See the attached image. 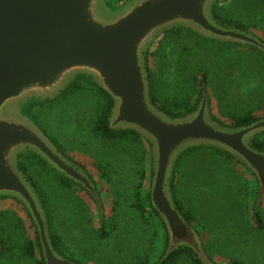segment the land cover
I'll return each instance as SVG.
<instances>
[{
    "label": "water",
    "instance_id": "1",
    "mask_svg": "<svg viewBox=\"0 0 264 264\" xmlns=\"http://www.w3.org/2000/svg\"><path fill=\"white\" fill-rule=\"evenodd\" d=\"M218 0H130L118 10L106 0H0V199L20 202L36 225L47 264H80L53 246L42 198L20 169L21 156L35 153L93 197L104 218L92 177L65 156L29 114L33 103L54 100L78 75L91 77L113 99L109 125L135 130L152 150L153 207L170 236L168 253L191 248L205 264L204 244L178 209L173 181L189 149L213 147L229 153L257 178L255 211L264 201V151L252 139L264 133V118L231 127L217 121L204 83L192 112L171 117L152 101L147 53L165 31L186 27L208 39L253 46L264 41L251 32L221 24Z\"/></svg>",
    "mask_w": 264,
    "mask_h": 264
},
{
    "label": "rangeland",
    "instance_id": "2",
    "mask_svg": "<svg viewBox=\"0 0 264 264\" xmlns=\"http://www.w3.org/2000/svg\"><path fill=\"white\" fill-rule=\"evenodd\" d=\"M123 5L120 1L116 10ZM220 7L222 16L251 26V33L264 40V0H221ZM163 42L166 47H162L151 65L157 97L193 100L195 86L188 80L204 69L208 73L205 85L215 118L226 124L231 123L233 115L247 112L264 118V52L248 49L247 45H243L246 48L227 47L205 42L189 33L173 36L163 33L153 41L149 51H157ZM199 78L201 80L202 76ZM200 80L196 90L201 86L204 89ZM105 105V96L90 87L52 105L37 107L34 112L39 114L45 129L60 142L67 156L93 178L103 201L105 217L114 213L122 227L113 231L102 244L98 239L102 212L90 193L80 186L65 192L69 197L65 198L64 204L50 205L51 212L57 229L61 228L65 235L75 234L70 243L73 249L79 253L86 249L92 252L88 264H134L132 249L140 239V230L134 233L129 230L131 211L126 201L120 200L116 212L113 203L119 198V189L134 186L141 180L143 171L146 175L144 188H151L152 150L148 143L145 153L138 143L130 150L125 148V143L116 145L98 133L97 120ZM260 138L263 140L264 134ZM115 156L114 164L117 165L111 167L118 171L111 175L116 183L105 180L97 168L103 157ZM178 163L179 171L174 176L177 197L199 231L205 260L213 264H233L234 259H243L248 264H264V228L259 227L255 217L257 178L238 160L228 159L209 148L197 149ZM48 174L42 173L44 179ZM2 207L15 210L24 220L27 235L35 238V226L20 202L0 199V209ZM259 209L264 220V201ZM76 216L78 219H74ZM133 226L136 225L133 223ZM147 238L141 237L142 243ZM161 240L162 231L153 245L148 244L142 250L145 255L149 252L153 261L160 256ZM188 260L184 257L178 264H193Z\"/></svg>",
    "mask_w": 264,
    "mask_h": 264
},
{
    "label": "trees",
    "instance_id": "3",
    "mask_svg": "<svg viewBox=\"0 0 264 264\" xmlns=\"http://www.w3.org/2000/svg\"><path fill=\"white\" fill-rule=\"evenodd\" d=\"M120 1H123V3L126 4L130 0H110L107 2V4L111 7V9L116 10L118 7H120L118 6V3ZM220 2L221 0H218L214 4L213 14H214V17L221 24L233 26L238 29L251 32V26L243 24L240 21L233 20V19L222 16L220 13L222 9V7H220ZM181 33H189L192 35H196L202 38L203 40H205V42L220 43L227 47L246 48V46L244 47L243 45L241 46L240 44L238 45L236 43H227V42L224 43V42H220L217 40L208 39L202 35L195 33L194 31L186 27H176V28L170 29L168 31H165L164 35L173 36L175 34L180 35ZM161 44H162L161 47L159 46V49L157 51L155 52L148 51L147 56H146L148 72H149V79H150L152 101L160 110L166 112L171 117L175 118V117L184 116L197 108V105L202 97V92H203L202 86L200 89L197 88L196 90V85L197 87L198 85H200L198 83V81L200 80L199 75L202 76L201 80L203 81V85H204V83L208 80V73L206 70L200 69L199 70L200 72L193 74L190 80H188V82L192 83L193 86H195L196 94L193 97L194 98L193 100L189 99L186 101H181V100H169V99L164 100L162 98L160 99L159 97H157L156 92H155V88H154L155 85H154V79H153V67H151V65H152L153 58L156 59L157 55L159 54V51L163 50L162 47L163 46L166 47V43L163 42ZM247 48L253 51H260L259 49L253 46H247ZM261 52H264V51H261ZM90 87L96 88L106 98V105L97 120L96 131L104 135L106 138L110 139L111 141H113L116 145L118 143H125L126 145L125 148L127 149L129 148L130 150L135 149V144L138 143L139 146L143 147V152L145 153L147 151L146 143H148V145L150 144L137 131L135 130H115L110 127L109 116H110L112 107L114 105V101L112 97L104 89H102L97 83H95L91 77H87L85 75H78L77 78L72 82V84H70L69 87L61 94L60 97L54 100H48L47 102H44V103L31 104L29 107V114L37 122L40 128L51 138V140L58 147L59 151H61L65 156H67L60 142L57 139L50 136L48 131L45 129L42 121L39 118V114L35 113L34 109L37 107L42 108L47 105H52L53 103H56L57 101H61L67 98L68 96L75 94L77 92L87 90ZM215 119L223 125H227L231 127H239V126L251 124L254 121H257L261 118L254 115L252 112H247L242 115H237V114L233 115L231 117L232 121L230 124H226L217 118ZM263 134L264 133L257 135L256 137L252 139V145L255 148L262 150V151H264V139L262 140L260 137ZM200 148L212 149L216 151L217 153L224 155L228 159L235 160V158L229 153H226L224 151H221L213 147L202 146V147H196V148L189 149L180 157L178 162H180L182 158H184L185 156L189 155L193 151L200 149ZM116 157L117 156H115L114 158H110V157L104 158L103 157L100 160V162H98L97 164V168L100 170L102 177L105 178V180L107 179L108 181H111L114 183H116V181L114 180V177L112 178L111 173H113V171L116 173L118 169L116 168L117 169L116 170L114 167H111V166L117 165V164L116 165L114 164V159ZM69 159L72 160L71 158ZM40 165L43 167H37ZM178 166H179V163L175 169V174H174L175 177H176L177 172L179 171ZM20 169L23 170L24 173L28 176V179L31 181L32 185L36 188L37 192L42 198V202L47 212L49 227L51 231V239H52L54 248L62 256H64L67 259H70L80 264H88V260L92 257L91 256L92 252L89 249H86L85 251L79 253L75 249L72 248L71 244L68 242L70 240L65 239L62 229L56 228L55 223H54V217L51 212V206H50V205H54L57 202H60V203L63 202L64 204V202L66 201L65 198L68 196V195L67 196L65 195L66 194L65 192L68 191L69 193L70 191L75 190V188L78 185H76L71 180L57 173L42 158H40L35 153H27L21 156ZM44 171L50 173L48 174L46 179H44L45 176H42V173ZM150 174L151 176H153L152 169H150ZM141 177L142 178L139 182L135 183L134 186L127 188V190L119 189V192H118L119 198H116L113 203V210L115 209V212H116L119 208L120 200L126 201L127 203L126 206L131 211L130 212L131 215L129 216V220H128L131 223L129 230H131L132 233H134V231L136 230H140L139 231L140 233L138 234L140 235L139 236L140 239L136 242V245H134L135 243L133 244V249H132V251L134 252L132 253L133 263L134 264H178L180 263L182 259H184V257H187V259L192 260L193 264H205L201 260V258L189 247H180L168 253V249L170 246V236L168 234L167 227L162 221V219L160 218L159 212L153 207V204L151 201L150 189L144 188V181L146 178L144 171L141 173ZM175 177L173 181V191H174V196H175L177 207L181 211V213L184 215V217L187 219V221L192 224V218L190 217L188 213L184 211L181 201L177 197ZM43 179H44V183H43ZM58 198H59V201L57 200ZM68 203L70 204L71 202L68 201ZM27 213L32 220V217L28 211ZM255 217H256L259 227L264 228V220L261 216L260 209L258 212L255 211ZM74 219H78V217L76 216ZM140 221L142 222V224H140ZM133 223L134 225H136L135 227L133 226ZM32 225L35 226V231H36L34 239L30 238L27 235L26 227L24 225V220L16 213L15 210L8 209V208L0 209V264H47L44 254H43V247L40 242V237H39L36 225L33 222V220H32ZM121 227L122 226H120V223L117 220L116 215L114 213L111 217L106 218L104 216V218H100V229L98 230V239L102 241V244H105V241L109 239L112 232ZM195 229L198 231L197 227H195ZM160 231L163 232V240H161L162 242L160 243L161 253H160L159 258L153 261V259L149 255L150 253L148 252L145 255L142 250L145 249L146 245L148 244L153 245L154 239L159 235ZM143 236L144 237L148 236L147 241H145L144 243H142V240H141V237ZM151 247L154 248V246H151ZM232 262L233 264H248V262L243 259H234Z\"/></svg>",
    "mask_w": 264,
    "mask_h": 264
},
{
    "label": "crops",
    "instance_id": "4",
    "mask_svg": "<svg viewBox=\"0 0 264 264\" xmlns=\"http://www.w3.org/2000/svg\"><path fill=\"white\" fill-rule=\"evenodd\" d=\"M8 199H11V198H8ZM14 200V199H13ZM3 208V207H2ZM3 209H6L5 207L3 208ZM72 220L73 218L72 217H69V220ZM66 222L67 223H69V221L66 219ZM73 235H75L74 233H72V234H64V237H65V239L66 240H70V241H68L69 243H71V237L73 236Z\"/></svg>",
    "mask_w": 264,
    "mask_h": 264
},
{
    "label": "flooded vegetation",
    "instance_id": "5",
    "mask_svg": "<svg viewBox=\"0 0 264 264\" xmlns=\"http://www.w3.org/2000/svg\"><path fill=\"white\" fill-rule=\"evenodd\" d=\"M105 216V215H104ZM101 218H102V216H101Z\"/></svg>",
    "mask_w": 264,
    "mask_h": 264
}]
</instances>
